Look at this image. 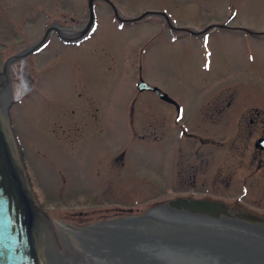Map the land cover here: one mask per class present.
<instances>
[{"label": "rangeland", "instance_id": "374dc122", "mask_svg": "<svg viewBox=\"0 0 264 264\" xmlns=\"http://www.w3.org/2000/svg\"><path fill=\"white\" fill-rule=\"evenodd\" d=\"M112 1L120 18L165 10L177 28L172 35L159 14L122 28L111 5L96 0L88 37L68 44L50 32L39 49L7 66L16 74L14 85L19 77L28 84L12 100L10 115L48 219L86 226L141 215L186 189L174 183L175 163L189 156L193 167L208 156L197 176L221 193L214 196L264 215L253 206L261 194L251 186L254 169L241 161L248 139L228 130L216 137L221 144L204 145L205 131L218 130L199 117L203 109L206 120L242 121L253 106L264 109V0ZM88 2L0 0V70L39 42L52 22L83 29ZM229 17L248 34L212 28L199 39L181 30L204 31ZM141 77L180 104L181 121L175 122L173 104L138 90ZM217 95L225 99L223 113L214 108ZM219 154L226 157L217 160ZM220 170L231 177L229 187L216 182Z\"/></svg>", "mask_w": 264, "mask_h": 264}, {"label": "water", "instance_id": "95a60500", "mask_svg": "<svg viewBox=\"0 0 264 264\" xmlns=\"http://www.w3.org/2000/svg\"><path fill=\"white\" fill-rule=\"evenodd\" d=\"M89 0L86 26L66 38H81L93 25ZM44 37L11 57L5 68L35 50ZM139 90L165 91L140 80ZM0 109V264H264V219L246 208L233 213L223 202L176 198L141 215L86 226L50 221L36 198L10 109ZM233 207L237 204L228 203Z\"/></svg>", "mask_w": 264, "mask_h": 264}, {"label": "flooded vegetation", "instance_id": "af4514ba", "mask_svg": "<svg viewBox=\"0 0 264 264\" xmlns=\"http://www.w3.org/2000/svg\"><path fill=\"white\" fill-rule=\"evenodd\" d=\"M107 3H109L114 11V16L115 19L118 20L119 22V26L124 28V26L126 25H136L137 22H140L142 20H144L148 15H161V17L164 18V20L166 21V25H167V29H169L171 31V34H174V29H176L177 27H174V19L171 18V14L169 15L165 10L159 11V10H154V11H148L146 12V10L139 15L138 17H132L129 19H124V18H120L119 15V11L116 7V5L114 4V2L112 0H104ZM95 6H96V0H95ZM232 20V17H229V19L225 22H217L214 23L213 25H209L204 31H193L192 29H188V28H181L182 31L184 32H188V35H191L195 38H203L205 37L209 31H211L210 29H216V30H226L228 32L231 33H235L237 32V30H242L243 33L246 32L248 34V29L247 28H243V27H239V26H231L229 23ZM72 21L74 22L75 19L72 18ZM50 29V32H54L57 33V35L60 37V39L66 43L69 44H77L80 41H82L83 38L80 39H74V38H66L63 37L60 32H64L66 33L68 32H77L79 31L76 27H66L65 25H61L58 22H52L50 25H47L46 27V31ZM254 33V32H253ZM175 36L173 37V39L171 38V42H174ZM222 94L219 93V95ZM225 99H223L222 97H218V95L214 98L213 102H214V108H217V112L218 113H223L224 110V106L222 105V101H224ZM210 102V101H209ZM232 102L228 103V106H231ZM253 110L250 111H245L244 113L239 112L237 114H241L242 113V121H240V119H238L237 121H225V122H221L220 119H222L223 117H218V119H215L213 121L210 120H206L204 119L205 116L203 115V109H201V116H199L201 118L203 122V124H208L213 126L215 129H217V132H206L205 131V136H204V140L201 136H199L200 140H203L204 145L205 144H210L213 146H216L217 144H221V141L219 142L216 137L223 134L224 132L226 133L228 130H232L233 132L235 130H239L238 132V136L244 135L248 140H247V144L246 146L240 150L241 153V161L243 162L242 158L245 160L244 164L246 163V161H249L250 166L254 169L251 174L249 175V178H252V183L251 186L255 187L258 189V187L260 186V196L255 197L254 199V207L258 210H264V172L261 173V169H264V109L258 107V106H253L252 107ZM174 109L176 110V116H175V122H179L180 120V115L182 113V108L180 106V104L174 103ZM246 113H248V115L250 116L248 118V120H245L246 118ZM238 115V116H239ZM245 115V116H244ZM208 121V122H206ZM198 123V122H197ZM232 128V129H231ZM182 133H185L186 136L188 135L190 138H197L198 135L193 134L192 132H187L185 128L182 129ZM224 133V134H225ZM225 136V135H224ZM219 147V146H218ZM198 148V147H197ZM195 151V150H194ZM183 151H181L182 153ZM250 155V156H249ZM188 156V155H187ZM220 159L221 157L224 159L226 156L223 155L221 156V154H219L218 156ZM207 157L202 158V160L197 164L196 167H193L194 165L192 164V160L189 157H187V161L186 163L183 161V159H177L176 163H175V171H176V181L174 180V183L176 184L177 188H186L184 190H180L181 194H178L177 197H174V199L176 198H189V199H210V200H215V201H221L226 203L225 201H223V199H221V197H216L214 195H219L221 194L219 191L217 192L215 189H209L206 187V181L203 180V178H205L204 176H197L199 175L201 172V167L202 169L207 168L208 163H206L207 161ZM209 167V166H208ZM208 172V171H207ZM263 174V176L261 175ZM209 174L206 175V178L209 179V177H207ZM219 179H217L216 182H219L220 185H225L226 187H229L231 184L230 178L231 177H225L224 173L221 172L218 174ZM243 179V178H242ZM241 179V180H242ZM240 182V181H239ZM240 188V184H238V189ZM192 193H191V192ZM259 191V189H258ZM185 192V193H184ZM206 192L208 193V195H198V194H206ZM227 204V203H226ZM230 208V210L233 213L236 214H240L242 213V211H238V210H243V212L246 210V208H244V206L242 204H238L236 205V207H233L230 204H227ZM246 212V211H245ZM257 215H259L260 217H262L264 219V215L263 214H259V213H255ZM257 225H264V221L256 223Z\"/></svg>", "mask_w": 264, "mask_h": 264}, {"label": "bare ground", "instance_id": "6f19581e", "mask_svg": "<svg viewBox=\"0 0 264 264\" xmlns=\"http://www.w3.org/2000/svg\"><path fill=\"white\" fill-rule=\"evenodd\" d=\"M15 72H13L10 68H4L0 70V109L4 112L6 110L7 105L14 99L19 100L25 93V87H28L26 80L24 81L22 77L17 85H14L12 80L14 79ZM48 219V218H45ZM50 221L60 223L58 221H54L52 219H48ZM61 224V223H60Z\"/></svg>", "mask_w": 264, "mask_h": 264}]
</instances>
